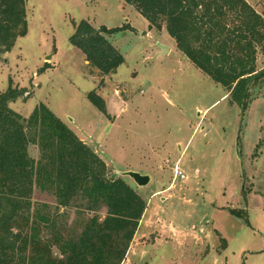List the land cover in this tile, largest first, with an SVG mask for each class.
Segmentation results:
<instances>
[{
	"label": "rangeland",
	"instance_id": "obj_1",
	"mask_svg": "<svg viewBox=\"0 0 264 264\" xmlns=\"http://www.w3.org/2000/svg\"><path fill=\"white\" fill-rule=\"evenodd\" d=\"M246 1L264 13V0ZM25 2L28 30L2 55L0 93L25 91L9 102L25 118L45 104L104 160L108 177H122L145 199L142 230L121 264H264V87L243 110L176 48L164 22L149 26L122 0ZM82 19L128 27L105 34L124 57L115 73L102 75L70 43ZM256 64L264 69L261 49ZM92 90L106 114L88 100ZM28 152L39 157L34 144ZM127 171L148 183L137 185ZM31 200L58 210L49 192L35 188ZM59 210L71 225L75 207Z\"/></svg>",
	"mask_w": 264,
	"mask_h": 264
},
{
	"label": "trees",
	"instance_id": "obj_2",
	"mask_svg": "<svg viewBox=\"0 0 264 264\" xmlns=\"http://www.w3.org/2000/svg\"><path fill=\"white\" fill-rule=\"evenodd\" d=\"M122 1L149 26L160 29L164 22L176 48L243 110L252 90L264 87V69L256 64L258 50L264 54V13L246 0ZM127 28H95L82 19L69 41L102 75L113 74L124 57L105 34ZM27 30L25 0H0V61ZM24 92L9 86L0 93V264H121L145 199L122 177H108L104 160L45 104L28 118L9 107ZM87 98L106 114L99 94L92 90ZM30 144L38 147V158L29 155ZM35 188L51 193L58 210L34 206ZM72 206L76 217L69 225L59 209ZM228 211L247 219L243 211Z\"/></svg>",
	"mask_w": 264,
	"mask_h": 264
},
{
	"label": "water",
	"instance_id": "obj_3",
	"mask_svg": "<svg viewBox=\"0 0 264 264\" xmlns=\"http://www.w3.org/2000/svg\"><path fill=\"white\" fill-rule=\"evenodd\" d=\"M160 47H161L162 51H164V52L168 51V47L167 46L160 44ZM123 174H127L128 176H130L134 180V182L137 185H140V186L147 184L148 181H149V176L148 175H142V174H140L137 171H127V172H125Z\"/></svg>",
	"mask_w": 264,
	"mask_h": 264
},
{
	"label": "crops",
	"instance_id": "obj_4",
	"mask_svg": "<svg viewBox=\"0 0 264 264\" xmlns=\"http://www.w3.org/2000/svg\"><path fill=\"white\" fill-rule=\"evenodd\" d=\"M169 51H171V48H170ZM205 111H206V109H205ZM145 210H146V209H145ZM145 213H146V211H144V213H143V215H142V218H141V220H140V222H139V225H138L137 230H136V232H135V234H134V237H133L132 242H133V241L135 240V238L138 236L139 231L142 230V229H141V224H142V219H143ZM192 227H195V226L192 225ZM144 228H146V227L144 226ZM132 242H131V244H132Z\"/></svg>",
	"mask_w": 264,
	"mask_h": 264
},
{
	"label": "built area",
	"instance_id": "obj_5",
	"mask_svg": "<svg viewBox=\"0 0 264 264\" xmlns=\"http://www.w3.org/2000/svg\"><path fill=\"white\" fill-rule=\"evenodd\" d=\"M174 174L181 179L185 178V174L179 169L178 165L174 167Z\"/></svg>",
	"mask_w": 264,
	"mask_h": 264
}]
</instances>
